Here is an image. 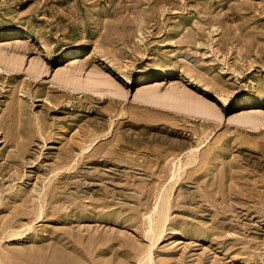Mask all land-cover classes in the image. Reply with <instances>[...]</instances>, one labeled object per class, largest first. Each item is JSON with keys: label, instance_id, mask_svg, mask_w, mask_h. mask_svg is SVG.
Segmentation results:
<instances>
[{"label": "rangeland", "instance_id": "rangeland-1", "mask_svg": "<svg viewBox=\"0 0 264 264\" xmlns=\"http://www.w3.org/2000/svg\"><path fill=\"white\" fill-rule=\"evenodd\" d=\"M0 264H264V0H0Z\"/></svg>", "mask_w": 264, "mask_h": 264}, {"label": "bare ground", "instance_id": "bare-ground-1", "mask_svg": "<svg viewBox=\"0 0 264 264\" xmlns=\"http://www.w3.org/2000/svg\"><path fill=\"white\" fill-rule=\"evenodd\" d=\"M76 62H77V59L76 58H71L70 60H68V62H67V64L66 65H74V64H76ZM79 62V61H78ZM70 73V72H69ZM68 74V73H67ZM71 74V73H70ZM65 76H66V74H65ZM70 76V75H69ZM73 76V75H72ZM74 78V77H73ZM72 78V79H73ZM79 78V77H78ZM84 80V79H83ZM81 82V81H80ZM90 82V81H89ZM95 82V81H94ZM156 82V81H155ZM79 83V82H78ZM90 83H92L93 84V80L90 82ZM153 85H156V83H152ZM96 86V85H95ZM95 86H93V87H95ZM99 86V85H98ZM141 98L143 99V100H141V101H144V102H149V103H151V104H154V105H161V107H163L162 109H164V111H176L177 112V110H178V108H177V106H174L173 105V103L171 102H162V101H159V99H160V96L157 94V92L155 91V90H152V91H147L146 93H143L142 95H141ZM250 110H241L240 112H239V114L238 115H247V113L249 112ZM254 111H257V110H254ZM238 116L237 115H234V119H236ZM253 119H254V117L252 116V117H250V118H247L245 121L247 122V123H250V125L252 124V121H253ZM255 120V119H254ZM240 121L241 120H238L237 122H239L240 123ZM161 203H166V197L165 198H162V202ZM161 205H163V204H161ZM161 207V206H160ZM155 210H157V209H155ZM159 211V210H158ZM160 213H162V212H160ZM160 226H161V224H160ZM155 231V230H154ZM153 233V232H152ZM155 233V232H154Z\"/></svg>", "mask_w": 264, "mask_h": 264}]
</instances>
